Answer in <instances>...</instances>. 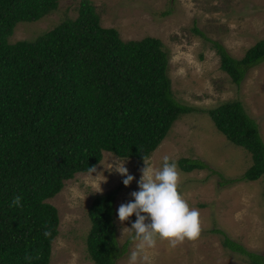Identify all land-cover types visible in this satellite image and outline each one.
Segmentation results:
<instances>
[{"label":"trees","instance_id":"obj_1","mask_svg":"<svg viewBox=\"0 0 264 264\" xmlns=\"http://www.w3.org/2000/svg\"><path fill=\"white\" fill-rule=\"evenodd\" d=\"M58 4L0 0V264H49L59 215L48 200L64 181L96 167L103 151L142 164L175 121L195 110L174 94L163 41L153 35L121 38L117 28L101 25L91 0H81L75 17L63 18L49 31L11 40L19 24L44 18ZM212 47L235 84L264 61V38L239 58L217 41ZM206 113L252 160L234 178L214 170L219 183L264 177V141L242 103L227 100ZM175 162L183 172L210 169L200 158ZM116 192L94 195L88 207L86 246L95 264H115L130 242L117 241ZM17 195L21 207L12 205ZM212 232L249 264H264V254L249 251L222 229Z\"/></svg>","mask_w":264,"mask_h":264},{"label":"rangeland","instance_id":"obj_2","mask_svg":"<svg viewBox=\"0 0 264 264\" xmlns=\"http://www.w3.org/2000/svg\"><path fill=\"white\" fill-rule=\"evenodd\" d=\"M80 1L59 0L55 12L38 21L19 24L11 40L34 38L63 18L75 17ZM91 2L101 24L117 28L121 38L153 35L163 41L169 55L168 74L174 94L195 109L175 121L169 135L144 162L160 168L164 156L172 161L189 157L200 158L210 167L191 172L178 168L179 192L190 207L200 212L202 232L199 239L186 240L176 248L157 240L156 247L148 251L152 264H249L243 255L223 247L222 236L213 233L212 229H222L249 251L264 254V177L227 185L219 183L221 178L214 170L226 178H234L241 175L252 160L247 151L228 141L217 130L206 110L227 100L240 101L258 123L264 141V61L250 68L240 84H235L221 70L219 57L212 47V41H217L231 56L239 58L249 46L264 38V0ZM113 158L118 157L103 151L93 176L89 172L75 174L48 200L56 206L59 215L58 234L52 242L49 264H95L89 258L86 246L90 228L88 207L94 195L100 194L94 192L95 185L104 177L102 193L113 188L117 191L114 219L118 244L130 239L126 251L115 264H129L137 242L122 229L131 227L135 215L122 224L117 211L121 204L134 202L130 194L139 191L138 181L145 165L144 162L125 160L128 174L134 177L125 187L122 183L125 177L104 169L108 167L106 160L111 163Z\"/></svg>","mask_w":264,"mask_h":264},{"label":"clouds","instance_id":"obj_3","mask_svg":"<svg viewBox=\"0 0 264 264\" xmlns=\"http://www.w3.org/2000/svg\"><path fill=\"white\" fill-rule=\"evenodd\" d=\"M125 160L113 158L111 163L106 160L107 168L101 165L105 170L115 171L125 177L122 183L127 187L134 177L128 174ZM144 165L138 181L139 191L130 194L134 202L121 204L117 211L118 219L122 224L135 215V221L131 227L122 229L137 242L130 254L129 264H152L148 251L156 247L157 240L166 241L169 247L176 248L186 240H198L202 232L199 210L190 207L179 192L181 181L177 163L170 160L168 156H164L160 168L145 162ZM88 172L90 176H93L92 173L96 172L95 166L89 167ZM103 182H106L105 177L95 185L94 192L102 193L101 183ZM21 199L19 195L15 196L12 205L21 207ZM146 220L149 222L146 223ZM44 235L47 237L50 232L45 231Z\"/></svg>","mask_w":264,"mask_h":264}]
</instances>
